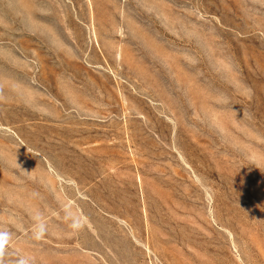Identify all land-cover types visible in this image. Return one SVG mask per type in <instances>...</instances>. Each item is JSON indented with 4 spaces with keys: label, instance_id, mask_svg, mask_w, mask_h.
<instances>
[{
    "label": "rangeland",
    "instance_id": "374dc122",
    "mask_svg": "<svg viewBox=\"0 0 264 264\" xmlns=\"http://www.w3.org/2000/svg\"><path fill=\"white\" fill-rule=\"evenodd\" d=\"M0 264H264V0H0Z\"/></svg>",
    "mask_w": 264,
    "mask_h": 264
}]
</instances>
